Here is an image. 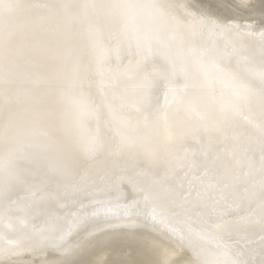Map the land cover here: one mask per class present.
Returning a JSON list of instances; mask_svg holds the SVG:
<instances>
[{
    "label": "bare ground",
    "instance_id": "obj_1",
    "mask_svg": "<svg viewBox=\"0 0 264 264\" xmlns=\"http://www.w3.org/2000/svg\"><path fill=\"white\" fill-rule=\"evenodd\" d=\"M0 264H264V0H0Z\"/></svg>",
    "mask_w": 264,
    "mask_h": 264
},
{
    "label": "rangeland",
    "instance_id": "obj_2",
    "mask_svg": "<svg viewBox=\"0 0 264 264\" xmlns=\"http://www.w3.org/2000/svg\"><path fill=\"white\" fill-rule=\"evenodd\" d=\"M217 3H218V1H217L216 3H213V6H214L215 4H217ZM248 11H249V12H247V13L250 15V14L252 13L253 9L250 8ZM242 17H244V16H242Z\"/></svg>",
    "mask_w": 264,
    "mask_h": 264
}]
</instances>
